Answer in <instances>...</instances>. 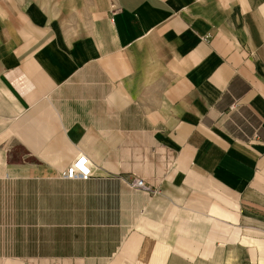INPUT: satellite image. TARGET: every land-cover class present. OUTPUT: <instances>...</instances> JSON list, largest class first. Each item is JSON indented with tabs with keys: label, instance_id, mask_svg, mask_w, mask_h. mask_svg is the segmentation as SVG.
<instances>
[{
	"label": "crops",
	"instance_id": "obj_1",
	"mask_svg": "<svg viewBox=\"0 0 264 264\" xmlns=\"http://www.w3.org/2000/svg\"><path fill=\"white\" fill-rule=\"evenodd\" d=\"M0 264H264V0H0Z\"/></svg>",
	"mask_w": 264,
	"mask_h": 264
},
{
	"label": "built area",
	"instance_id": "obj_2",
	"mask_svg": "<svg viewBox=\"0 0 264 264\" xmlns=\"http://www.w3.org/2000/svg\"><path fill=\"white\" fill-rule=\"evenodd\" d=\"M92 177V168L89 160L80 155L63 174L64 179L88 181ZM133 186L145 193H149L150 189L141 180H135Z\"/></svg>",
	"mask_w": 264,
	"mask_h": 264
}]
</instances>
